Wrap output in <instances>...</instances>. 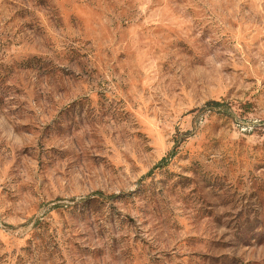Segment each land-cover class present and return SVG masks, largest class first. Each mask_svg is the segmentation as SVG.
I'll return each mask as SVG.
<instances>
[{
    "label": "rangeland",
    "instance_id": "1",
    "mask_svg": "<svg viewBox=\"0 0 264 264\" xmlns=\"http://www.w3.org/2000/svg\"><path fill=\"white\" fill-rule=\"evenodd\" d=\"M0 264H264V0H0Z\"/></svg>",
    "mask_w": 264,
    "mask_h": 264
}]
</instances>
